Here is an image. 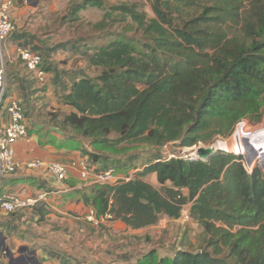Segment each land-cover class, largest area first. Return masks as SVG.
<instances>
[{"label":"trees","instance_id":"trees-1","mask_svg":"<svg viewBox=\"0 0 264 264\" xmlns=\"http://www.w3.org/2000/svg\"><path fill=\"white\" fill-rule=\"evenodd\" d=\"M149 1L156 15L149 20L133 7L117 8L137 22L146 49L120 37L94 46L87 66L100 73H83L61 94L72 107L61 124L90 139L95 150L84 151L95 163L109 159L102 150L123 143H209L264 107V0H211L192 18L180 16L179 0ZM246 3L252 5L247 39L237 42L226 28H215V11ZM88 5L103 2L83 0L72 13ZM243 159L222 150L206 159L157 158L130 180L99 186L90 198L97 215L140 229L164 216L179 219L192 203L190 216L207 234V248L172 256L151 248L120 264H264V171L256 165L249 173ZM153 173L159 186L145 179Z\"/></svg>","mask_w":264,"mask_h":264},{"label":"crops","instance_id":"crops-1","mask_svg":"<svg viewBox=\"0 0 264 264\" xmlns=\"http://www.w3.org/2000/svg\"><path fill=\"white\" fill-rule=\"evenodd\" d=\"M60 1L14 0L11 15L16 30L3 44L9 93L20 100L26 111L28 136L15 144L20 168L0 178V196L18 195L35 200L36 204L14 213L0 208V264H120L135 261L138 256L131 244L149 226L134 229L121 220L111 219L109 214L96 213L98 223L88 220L93 209L90 198L102 184L95 181L93 174L83 179L79 162H88L94 170L102 169L85 153L84 140L69 128L65 129L61 122L48 123L50 116L43 107V104L51 105L70 113L72 107L61 97L63 90L68 92V84L83 77V73L90 75V68L84 67L92 53L90 36H67L64 31L69 22L64 21L65 15L59 17L57 24L56 13L62 14L66 9L62 4L60 11L56 8ZM73 18L75 16L70 19ZM20 43L31 45L43 56L45 81L39 83L27 71L16 51ZM57 89L60 90L58 98L54 96ZM9 122L5 105L0 113V129ZM35 160L66 163L67 178L62 181L44 170L24 167L25 163ZM152 175L150 183L155 185L157 177L155 173Z\"/></svg>","mask_w":264,"mask_h":264},{"label":"rangeland","instance_id":"rangeland-1","mask_svg":"<svg viewBox=\"0 0 264 264\" xmlns=\"http://www.w3.org/2000/svg\"><path fill=\"white\" fill-rule=\"evenodd\" d=\"M82 2L83 0H61L56 6L59 11L61 4L63 9L66 8L62 14H59V12L56 14L58 16L57 24L59 23V17H62V15H65L64 21L69 22L65 25L66 30L64 31L68 34L67 36L73 37L78 36V34L84 37H87V35L90 36L88 38V40L90 39V49H94V46L98 47L106 44L117 37L134 40V42H137L142 46L141 48L146 49L144 42H147L148 38L143 34L142 30L138 29L137 22H135L127 12L117 8L124 5L133 7L138 13L146 15V19L149 20L156 17L152 8V3L149 0H102L103 7L88 5L77 15L76 13H72L73 8ZM212 4L213 2L211 0H179L177 2V8L181 12V17L192 18L199 15L205 6ZM251 9L252 5L248 3L231 6V8L221 7V11H215L217 16V19L215 20V28H226L229 37L235 38L237 42L246 41L247 37L243 30L246 24L245 19L251 13ZM73 16L77 18L70 19ZM52 18H54V15ZM252 22L255 21L253 20ZM17 47L28 48L29 50L36 52V50H34L29 44L20 43ZM73 59L75 63L76 59ZM84 67L87 70L89 69L87 65ZM99 73L100 69L94 67L90 68V75L96 76ZM31 74L34 77V74ZM36 80L38 81V79ZM35 81L32 80V82ZM65 81L68 82L69 80L65 79ZM38 82L40 83L43 81L39 80ZM30 86H32V83ZM69 86H71V83H69L67 87ZM59 89H61V86ZM59 89H57V92L54 94L57 98L59 97ZM9 95V84H7L6 98ZM5 105L6 101H3L0 105V113ZM43 107L45 108L47 116H50L47 118L48 123H59L63 119V116L67 114L66 110L55 108L51 105L44 106L43 104ZM259 114L260 115L247 116L243 122L241 121L238 123L233 133L227 137H215V139L209 143H200L192 147H181L177 142H169L162 146L139 142L135 147L133 144L123 143L116 147L117 151H112L110 149L102 150V154L109 159H103L102 161L97 162L98 167L102 170L114 169L117 171L118 175H135L142 172L148 161L152 159L167 158L170 155L199 158L197 155L199 147H213L215 150L226 152L219 147H223L226 144L229 146L233 144H241L248 147V149L244 148L240 152H242V154H244L243 156L248 158V160L253 162L252 170L256 165H260L264 171V160H262L264 141H261L264 139V133L253 137L258 131L264 129V107L260 109ZM82 140L86 142L85 149L95 150V148L90 145V139L84 138ZM245 157L243 160L246 163L247 161L245 160ZM119 158L123 163L116 165L115 160ZM152 176V174H149L145 179L150 182L153 178ZM154 184L155 186H159L156 180ZM191 206L192 203H190V207ZM103 228H106V226L104 225ZM148 228V230L137 235V239L133 241L134 244H131L133 252H136V257L152 247H156L160 255H173L176 250L181 248L190 251H198L207 248V234L204 231V227L192 216L188 219L182 214L179 219H172L164 216L157 224L149 226ZM240 228L241 227H236L234 230L236 231Z\"/></svg>","mask_w":264,"mask_h":264},{"label":"built area","instance_id":"built-area-1","mask_svg":"<svg viewBox=\"0 0 264 264\" xmlns=\"http://www.w3.org/2000/svg\"><path fill=\"white\" fill-rule=\"evenodd\" d=\"M13 6V0H0V105L3 101H6V110L10 115V122L3 129H0V178L15 173L20 168V164L16 160L15 144L19 139L28 136L27 115L20 100L10 95L6 98L8 82L3 44L16 30V23L11 15ZM16 51L27 70L33 73L38 80L45 81L46 70L44 68L43 56L38 52L23 47H17ZM230 147L233 149L232 152L242 154V152L236 149V146L231 145ZM219 148L224 149L222 146ZM171 157L173 156L170 155L168 158ZM245 160L247 161L246 157ZM244 166L249 173H252L253 165L248 163V161L246 163L244 161ZM24 167L44 170L62 181L68 176V165L58 161L35 160L25 163ZM79 168L83 179H87L93 174L95 181L101 184H115L134 178L132 174L126 176L118 175L114 169L94 170L93 166L89 165L86 161H80ZM35 204V200L18 195L4 194L0 196V208L8 213L17 212L20 209L28 208ZM182 215L187 219L190 217V203L184 206ZM88 220L98 223L94 208L90 211ZM40 264L50 263L42 262Z\"/></svg>","mask_w":264,"mask_h":264},{"label":"bare ground","instance_id":"bare-ground-1","mask_svg":"<svg viewBox=\"0 0 264 264\" xmlns=\"http://www.w3.org/2000/svg\"><path fill=\"white\" fill-rule=\"evenodd\" d=\"M264 133V129L263 130H261V131H258L255 135H253V137L254 136H256V135H261V134H263ZM261 140V139H260ZM261 141H264V139L263 140H261ZM259 144V143H258ZM257 144V145H258ZM234 146H236V149H238L239 151H241L242 149H244V148H247L248 149V147H246L245 145H241V144H238V145H236V144H233ZM222 148H224L223 150H225V151H232L233 149L229 146V145H225V146H223ZM197 150V149H196ZM198 155V154H197ZM262 160H264V150H263V153H262ZM249 163L252 165L253 164V162L252 161H250L249 160Z\"/></svg>","mask_w":264,"mask_h":264},{"label":"water","instance_id":"water-1","mask_svg":"<svg viewBox=\"0 0 264 264\" xmlns=\"http://www.w3.org/2000/svg\"><path fill=\"white\" fill-rule=\"evenodd\" d=\"M214 151H215V149L213 147H208V148H206V147H199L198 150H197V154H198L199 158L206 159ZM246 159H247V161L249 163L248 158H246ZM263 168H264V164H263Z\"/></svg>","mask_w":264,"mask_h":264}]
</instances>
